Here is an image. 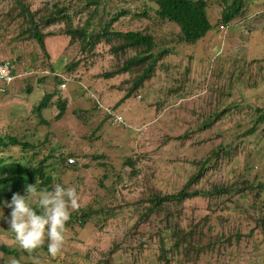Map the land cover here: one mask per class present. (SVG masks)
<instances>
[{
    "label": "rangeland",
    "instance_id": "374dc122",
    "mask_svg": "<svg viewBox=\"0 0 264 264\" xmlns=\"http://www.w3.org/2000/svg\"><path fill=\"white\" fill-rule=\"evenodd\" d=\"M25 1L29 11L36 16L37 20L44 18V22H39V29L45 35L47 51L39 46L38 40L30 37V31L27 30L29 27L27 18L18 16L17 9L20 4L16 0H0V62L10 60L16 66L18 73L24 74L23 77H18L17 84L27 77H32L33 82H36L38 77L46 75L63 74L69 78L66 93L70 99V105L63 119H54V114L58 110L57 106H52L44 110V117L50 120L49 123L52 125L47 128L38 123L41 141L46 138L45 134L49 130L53 131L51 134L48 133V142L43 145L46 151L57 144L62 146L64 142L65 146L60 147L59 151L69 152L66 143L70 140L72 130L75 129L83 135L89 133L91 126L99 125L104 118L103 113L97 112L99 117L92 119L88 115L91 119L89 125L80 119L86 112L85 109L97 105V101L104 104L103 112L113 107V110H118L129 123L133 122L137 125L135 130L131 128V131L130 128L123 126L125 123L111 129L110 125H106L107 118L103 122L104 128L101 130L102 137L98 141L99 147L93 145L88 147V158L81 161L78 167H59L55 170L62 176L60 181L63 184L76 188L79 208L85 207L92 201L90 197L97 194L101 200L100 207L105 210L108 217L106 220L100 216L91 217V229L86 230L76 227L73 222L66 224L65 244L70 245L68 240H72V247L64 244L59 264H92L93 261H98L102 254L105 256V253L112 249L114 242L122 241L124 242L119 249L115 247L116 252L113 256L104 258L103 261H107L106 264H165L164 261L157 260L160 254L158 250L160 246L157 242L156 244L153 243L154 240L145 242L147 240L140 239L138 235L127 234L132 225L130 223L129 226L125 221L126 211L130 209V206L125 204L128 198L121 203L122 196L118 194L121 182L118 183L116 175L120 172L127 182L136 183L137 178L139 180L153 169L154 182L164 187L165 191H173L183 186L193 173H198L199 167L193 159L204 160L213 148L222 142L232 143L236 133L246 132L253 126L256 122L255 117L248 116L244 120L246 113L238 112L234 108L227 114L221 113L212 128L203 132L197 130L205 116L217 110L223 111L225 106L233 101L239 102L241 107L247 106L248 103L254 106L264 105V82H261V77L264 75L262 73L264 72V5L254 6L253 14L233 22L226 34L215 33V29H212L209 33L213 35L198 44L178 47V52L166 62L170 69L160 68L159 76L152 80L150 86L140 85L133 91L130 99L119 103L131 82H125L126 75L118 76L110 81L117 84L114 89L113 84L108 82L109 79L104 77L111 69L122 66L120 57L126 55L122 50L115 53L111 49L112 46L121 45V39L112 33L144 30L150 20L137 15L144 13L148 8L149 15L154 16L158 8L156 0H126L125 2L110 0L107 3H105L106 0H99V12L95 18L91 17V12L96 9V6H87L86 0ZM55 3L59 8L65 9L66 15L61 14L57 22L47 24L45 22L47 18L56 11L54 7V10L52 8V4ZM122 7L130 13L109 27V34L104 35L101 43L89 52L91 54L84 53L81 49V41L72 40L68 34V29L81 27L87 20L95 22V29L100 32L107 23L98 25L99 18L102 16L109 21L113 17L110 12L116 13ZM126 53L133 56L136 51L129 50ZM197 55H201L199 63ZM220 57L221 59L218 60ZM203 60L205 67H203ZM240 60L246 61L247 65L243 66V61ZM74 62H78L79 65L73 72H69L67 66ZM228 65L230 69H227ZM220 66H224L225 70L220 71ZM239 67L250 69L253 76L251 85L244 80V74L241 77L237 75ZM231 69L235 71L229 73L228 70ZM65 70L67 72H64ZM134 73V71L130 72V76ZM219 73L222 75L220 76ZM188 75L189 79L186 78ZM235 77H240V82L236 83L237 88H232L233 90L230 87L227 88L229 79H238ZM187 81L192 84L193 89H183ZM254 82L257 85H254ZM119 85L125 92L117 91ZM164 87L167 91L180 89L181 95L167 97L165 94L158 102L154 101L152 99L154 91L161 95ZM220 88L225 92L224 97L216 91ZM41 91L42 88H37L31 95L29 98L31 105L18 106L11 97L7 101L0 100V135L13 133V131L15 134L18 133L14 129L18 126H14L15 119L12 113L17 116L28 113L23 116H29V108L32 109L42 99ZM241 94L247 97L246 100H242ZM140 99L142 101H139ZM219 99L222 105L218 109ZM118 104L120 107L116 109L115 105ZM76 110L78 113L75 112ZM107 126L110 129H105ZM191 129L196 131L192 137H184ZM127 134H133V136L126 137ZM261 134H264V124H261L257 134L248 140L254 143L259 141L261 154L258 158L262 157L264 161V138L258 140L257 137ZM199 139H202L201 143L196 145ZM11 147L12 151L5 152L4 157L9 159L19 157L21 147ZM253 147V144L244 145V148L239 149L240 155L226 160L221 159L216 167L213 163L210 164L204 176L192 182L190 190H207L213 186L220 187L242 180L243 177L240 178V176H243L245 168L251 165V158L247 152L254 153ZM136 152L146 154V157L138 165L140 174L131 176L133 168L124 166L123 161ZM103 153L108 155L110 160L106 168L99 166L98 162ZM213 160L215 161L216 158ZM254 163L257 166L251 171L252 175L260 171L259 179L264 180V167L261 166L264 162L261 163L258 160ZM107 171L111 173L108 174V179L103 180L102 186L100 182ZM86 187L93 193H87L83 189ZM120 194H124V191ZM231 197L227 194L221 196L214 194L209 202L201 197L188 200L185 205L182 230L186 232L190 230L189 237L177 250L175 249L176 239L173 235H166L162 230L164 225L157 227L147 221L140 225L139 229L146 231L153 228L156 234L163 231L160 235L164 238L168 249L169 264H264V231L250 218L252 214L263 217L264 209L262 210L258 203L252 206L254 194L249 190L245 191V196L234 194ZM259 199H264V193ZM31 200L35 202V197H31ZM70 211L72 213L75 210L70 209ZM4 213L7 214V211L0 206V217ZM190 224H192L191 229ZM102 231L107 233L101 234ZM106 234L109 237L102 241L101 238L107 236ZM8 240L9 237L0 232V243ZM140 241H144V244L139 248ZM187 247L188 250H186ZM133 250L136 251L137 256L132 255ZM194 251H200V258L192 254ZM71 252L72 256H67V253ZM190 254L192 255L189 257ZM19 257L20 264H31V256L22 253ZM10 259H6L7 264Z\"/></svg>",
    "mask_w": 264,
    "mask_h": 264
},
{
    "label": "trees",
    "instance_id": "16d2710c",
    "mask_svg": "<svg viewBox=\"0 0 264 264\" xmlns=\"http://www.w3.org/2000/svg\"><path fill=\"white\" fill-rule=\"evenodd\" d=\"M16 1L20 4L17 9L18 16L22 17L23 19L27 18V24L29 25L27 30L29 29L30 31V37L38 40L39 46L43 50L47 51L44 40L45 35L39 29V24L44 22V18L42 17L40 18V20H37L36 16L29 11L25 0ZM86 1L87 6H96V9L91 12V17L95 18V16L98 15L99 12L98 6L100 4V1ZM109 1L110 0H106L105 3ZM125 1L126 0H122V2ZM156 2L158 8L156 9V13L154 16L149 15L148 8L145 9L144 13H140V15H137L138 17H145L150 20L144 30H129L125 32L112 33V35H116L117 38L121 39V45L112 46L111 49L114 50L115 53H117L119 50H122L126 55L122 56V58L120 57V61H122L123 63L122 66H120L118 69H111V71L105 74L104 77L106 76L105 78L109 79L108 82H110L111 79H114L121 75H126L125 82L132 83H130L129 87L125 89L126 92L124 91V89H121V86L119 85L117 91L125 92L119 103L130 99L133 91L140 85L150 86L152 80L156 76H159L158 72L160 68L167 67L168 69H170L166 62L168 58L178 52V47L198 44L201 40L206 39L207 36L213 35L209 33L212 29H215V33L226 34L230 30L231 24H233V22L235 23L237 22V20L239 21L242 18L248 17V14L249 16L253 14L255 12L254 6L264 5V0H156ZM53 7L56 9V11L53 15H51V17L47 18V21H45L47 22V24L57 22L60 19L61 14L66 15L64 13L65 9L59 8L56 3L52 4V8ZM118 10L119 11H117L116 13L114 11L110 12L113 17L111 16L112 18L109 19V21L102 16L99 18L98 25L107 23L106 27L104 29H101L100 32L95 29V22L93 23L90 20H87L81 27H78L76 29H68V34L71 36L72 40L79 39L82 44L81 49L84 50V53L88 54L94 49L97 44L101 43L104 35L109 34V27L111 25L118 22L119 19L123 17L125 18V15L130 13V11L123 9V7L119 8ZM103 11L106 10L103 9ZM221 24L229 26V29L221 30ZM129 50L136 51V54L133 56L129 55V53H126ZM220 59L221 57L218 58V60ZM240 61L242 62L243 60ZM78 65V62H74L67 66V70L69 72H73L78 67ZM245 65H247L246 61H243V66ZM219 69L220 71L225 70L224 66H220ZM227 69H230L229 65ZM15 70L16 75L20 74L22 77L24 76L23 73H18L16 66ZM235 70L231 69L228 70V72L232 73ZM133 71L136 73V75L134 73V75L130 76V72L132 73ZM64 72L67 71L65 70ZM262 73L264 74L263 71ZM243 74L246 83L248 85H251L253 76L252 73H250V69L239 67L237 75L241 77ZM219 75L221 76L222 74L219 73ZM229 76H233V74H229ZM240 77H235L238 78L236 80L230 78V82L227 83L226 87H230V89L237 88L236 83L240 82ZM176 78L178 79V77ZM186 78L189 79L190 76L188 75L186 76ZM66 79L67 77H65V75L63 76V74H57L38 77L36 82L32 81V77H27L23 79L20 84H17V79H15L13 82L0 81V100L7 101V99L11 97L14 98L18 106L28 104L31 105L29 103V98H31V95L37 88H42V99L36 105H34L32 109L29 108V116H23L28 113H22L21 116H17L15 113H12L14 114L12 115V117L15 119L14 126H18L17 129L16 127H14V129L18 133L16 135L8 134L7 136H0V206L4 207L7 211V214L4 213L2 217H0V232L9 237L8 241H3L2 243H0V253H2L0 254V264H7L8 260L6 263V259L13 258L12 256H15L16 259H19V256L22 253L26 256H31V264H33V256L37 257L40 260V264H52L56 262L57 264L60 263L61 255L53 257L49 254L47 248V238L45 239L44 246L40 249H37L31 255L25 252L19 246V244L15 240V234L9 230V224L7 220L9 218L11 209L4 206V201L7 200L10 202L13 193L26 195V198L30 201L37 214H42V209L37 205L36 198L34 200L35 202H32V196L26 193L27 186L29 184L36 183L38 191L45 189L48 191H52L54 189V186L58 182V184L62 185L65 188L71 187L69 185L66 186V183L63 184L60 181L62 180V176L59 175L57 171H55L56 168L60 165L63 166L66 158L69 156L76 157L79 161H84L88 158V147H92V145L99 147L98 141L100 140V137H102L101 130L104 128L103 122L108 118V114L105 115L99 125L91 126L88 134L81 135L77 132V130H72V133L70 134V140L66 143L69 152H64L63 150L62 152L59 151L60 147L65 146L64 142H62V146L57 144L56 146H53L49 151H46V149L43 147L44 143L48 142L47 136L53 131L51 132L49 130V134H45L46 138L41 141L39 135L41 134V132L38 128V123L47 128L52 125V123H49L50 120L48 121L44 117V110L46 108H51L52 106H57L59 110L56 118L61 119L66 114L69 101V98L67 97L68 94L66 93L68 85L66 89H63L61 87L63 83L67 82ZM261 82H264V75L261 77ZM111 84H113V88L117 85L114 83ZM253 84L257 85L256 82H254ZM186 88L188 90L193 89L192 84L189 83V81H187L186 85L183 86V89ZM165 89L166 87L161 90V95H158V92L154 91L152 99L158 102L162 98V95L166 94L167 97H175V95L177 94L178 96L181 95L182 92L180 91V89L168 91ZM216 91L221 94V97H224L225 92H223L221 88ZM241 95L242 100H246L247 97H245L244 94ZM211 98H213V95H211ZM165 99L166 97L164 98V100ZM139 101L142 100L140 99ZM97 103V105L95 104L92 107L88 108L86 112L81 115L80 119L86 125L90 124L92 118L99 117L97 115V112L103 113L104 110L99 108V106L102 108L104 107L101 106L98 101ZM221 105L222 103L219 99L217 101L218 109ZM115 106V108L117 109L120 107V104ZM234 108L238 112L246 113V117L243 115L244 120L245 118H248V116H252L256 118V122H254L253 126L248 131L243 133H236L234 141L232 143L225 144V142H222L216 148H213V150L204 160L197 161L196 159H193V161L199 167V171L197 174L193 173V176H191L189 180L180 188L174 189L173 191H165L164 187L158 186L157 183L154 182L153 179L155 175L153 173V169H151L147 173V175L139 178V180L136 177V183L127 182L123 174L120 172H118V174L116 175V180H118V183L119 179L121 182V185L119 184L120 188L118 191L119 196H122L121 203L124 199L126 200L128 198V202H125V204H128L130 206V209L126 211L127 218L125 221L129 224V226L130 223H132V225L129 227L127 234H134V236L138 235L140 236V239H146L147 241L145 242H152L153 240V243L157 242L160 246L158 249L160 251V254L157 256V260L160 259V261H164L165 264H169L170 261L167 257L168 249L165 246L164 238L160 235V232L163 233L164 231L166 235H173V237L177 241L175 243L176 250L179 248V246L185 244V242L188 240L186 238L189 237L188 233L190 232V230H187V232L182 230L185 216V205L188 200L201 197L205 198L209 202V199L212 198L214 194L218 196L227 194L230 197L234 194L245 196V191L249 190L254 194V201L252 203V206L258 203L262 207V210L264 209V199H259V197H261L264 193V180L259 179L261 178L260 171H257L254 176L251 173V171H253L257 166L254 163L255 161L259 160L261 163L264 161L262 157L261 159L258 158L261 154L259 141L254 143V141L248 140L250 137H254L257 134L259 126L261 124H264V105L254 106L248 103L247 106L243 105L241 107V105H239V102L233 101L226 105L223 111L222 109L220 111L217 110L214 113H210L209 115L205 116L204 121L199 125L197 130L203 132L205 130H208L209 128H212L215 120L220 116L221 113L227 114L228 112H230L229 110H232ZM243 109L245 112L242 111ZM24 111L26 112V110ZM75 112L78 113L77 110ZM113 112L119 111L113 110ZM87 114L91 116V119L87 116ZM136 126L137 125L131 122L128 128H130L131 131V128L135 130ZM7 129L9 130L8 127ZM105 129L110 128L109 126H107L105 127ZM111 129L114 128L111 127ZM195 132V129H191L186 133L184 137L191 138ZM13 133L15 132L13 131ZM219 134L221 135V133ZM128 136H133V134H127L126 137ZM29 137L33 139H28ZM257 137L258 140H261V138H264V134L257 135ZM129 139L135 140L134 138ZM201 140L202 139H199L196 145L200 144ZM250 144L254 145V147L252 148V150H254V153H251V151L247 152L248 156L251 158V165H248L247 168H245V172L242 174L243 176H240V178L243 177L242 180H237L235 182L229 183L228 185H223L220 187L213 186L211 189L207 190H190L192 182H194V180L198 179L199 177H203L209 169L210 164L213 163L214 167H216L221 159L226 160L231 157L233 158L240 155V147L244 148V145ZM11 146L21 147L20 153H18L19 157H11L10 159L4 157L5 152L10 153L12 151ZM257 148H259L258 152ZM145 157L146 154L136 152L134 155H129L125 158V160L123 161V165L133 168L131 176L140 174L138 165ZM213 158H216V160L214 161ZM253 158L255 159V161ZM109 161V156L103 153L102 157H100V160H98L99 166L106 168L110 163ZM261 166L264 167V165ZM109 173H111V171H107L101 179L100 184L102 186L104 185L103 180L109 178ZM83 189L89 194L93 193L88 187ZM123 191L124 194H120ZM98 196L99 195L94 194L90 197L92 199L90 203H88L85 207L78 208L73 211L67 224L73 222L75 223L74 225L76 227L86 230L87 228L91 229V217L100 216L104 220L108 219L107 213L102 207H100L101 200ZM230 199L232 200V197ZM250 218L255 224H257L256 226L262 227V230L264 231V216L258 217L257 215L252 214ZM147 221L151 222L157 227H162L164 225L162 229L163 231L161 230L156 234V232L153 231V228L147 229L146 231H142L143 229L140 230V225ZM191 227L192 224H190V229ZM100 233L105 234L107 233V231H102ZM157 235H159V237ZM107 237L109 236H104L103 238H101V240L104 241V239H106ZM180 240L183 241L180 242ZM68 242L70 243V245H65L72 247V240H68ZM123 242L124 241L114 242L112 249L105 253V256H103L102 254V257L98 261H93L92 264H106L107 261H103L104 258L113 256V254L116 252L115 247L119 249L122 246ZM142 244H144V241H140L138 247L140 248ZM186 250H188V247L186 248ZM192 254L197 258H200V251H194L192 252ZM192 254H190L189 257ZM132 255L137 256L135 250H133ZM67 256H72V252L67 253Z\"/></svg>",
    "mask_w": 264,
    "mask_h": 264
},
{
    "label": "clouds",
    "instance_id": "9594fccd",
    "mask_svg": "<svg viewBox=\"0 0 264 264\" xmlns=\"http://www.w3.org/2000/svg\"><path fill=\"white\" fill-rule=\"evenodd\" d=\"M220 29L228 30L229 26L221 24ZM208 37L209 36H207V38ZM197 57L199 58V63L201 55H197ZM204 65L205 61L203 60V67H205ZM202 68L200 70H202ZM15 71V65L12 61H1L0 81L13 82L15 79H18V77H22L20 74L16 75ZM68 79L69 78L67 77L66 81ZM61 87L66 89L67 82L63 83ZM98 102L100 103V101ZM100 104L101 106L104 105L103 103ZM69 105L70 99L68 101L67 111L69 109ZM99 108L103 109L100 106ZM58 113L59 110L58 112H55L54 119L62 120L64 116L61 119L56 118ZM103 114L104 117L106 114H108V121L106 124L110 125L112 128H115V126H120L122 123H125L123 126H130V123L126 120V118H124L123 115L120 114V112H113V108L105 110ZM8 134L13 133H6L5 135L7 136ZM79 163H81V161H79L76 157L69 156L66 158L63 166L60 165L57 168H76ZM26 193L36 198L37 205L42 209V214H37L30 201L26 198V195L13 193L10 202L7 200L4 201V206L11 209L9 218L7 220L9 224V230L15 234V240L19 246L30 255L37 249H40L44 246L46 238L48 240L47 248L49 254L53 257L60 255L66 242V224L71 216L70 209L76 210L79 208V197L76 188H65L60 184H56L52 191H48L46 189L38 191L37 185L35 183L29 184L27 186ZM32 261L33 264H40V260L35 256H33ZM9 264H20V260L13 257L10 259Z\"/></svg>",
    "mask_w": 264,
    "mask_h": 264
}]
</instances>
